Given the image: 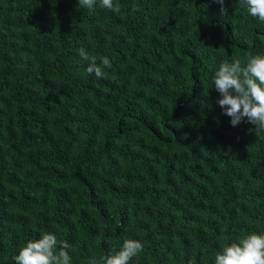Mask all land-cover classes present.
Returning <instances> with one entry per match:
<instances>
[{"label": "trees", "instance_id": "1", "mask_svg": "<svg viewBox=\"0 0 264 264\" xmlns=\"http://www.w3.org/2000/svg\"><path fill=\"white\" fill-rule=\"evenodd\" d=\"M114 3L0 0V264L42 233L72 264L126 239L129 264H214L264 235V132L231 126L213 85L264 54V22L238 0Z\"/></svg>", "mask_w": 264, "mask_h": 264}, {"label": "clouds", "instance_id": "2", "mask_svg": "<svg viewBox=\"0 0 264 264\" xmlns=\"http://www.w3.org/2000/svg\"><path fill=\"white\" fill-rule=\"evenodd\" d=\"M223 5L224 0H217ZM80 6L89 10L97 4L103 9L118 13L120 8L114 0H78ZM248 14L264 22V0H238ZM133 11L137 7L133 5ZM79 55L88 61L86 71L97 78L105 77V68L112 64L107 56H89L81 48ZM213 85L220 93L217 104L224 115L230 117L231 126H238L245 118L254 125L250 133L258 136L264 132V54H249L242 64L237 58L232 63L224 62L213 76ZM66 241L59 242L52 233H42L38 239L29 240L14 257L15 264H72ZM143 251V244L126 239L119 251L99 258L92 257L87 264H129V261ZM214 264H264V235L252 232L238 238L237 242L226 245L215 255Z\"/></svg>", "mask_w": 264, "mask_h": 264}]
</instances>
